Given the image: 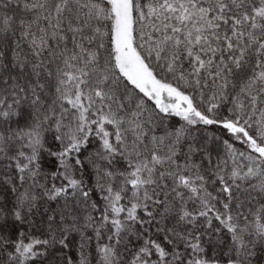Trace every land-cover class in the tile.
<instances>
[{
    "label": "snow or ice",
    "instance_id": "snow-or-ice-1",
    "mask_svg": "<svg viewBox=\"0 0 264 264\" xmlns=\"http://www.w3.org/2000/svg\"><path fill=\"white\" fill-rule=\"evenodd\" d=\"M0 264H264V0H0Z\"/></svg>",
    "mask_w": 264,
    "mask_h": 264
},
{
    "label": "trees",
    "instance_id": "trees-1",
    "mask_svg": "<svg viewBox=\"0 0 264 264\" xmlns=\"http://www.w3.org/2000/svg\"><path fill=\"white\" fill-rule=\"evenodd\" d=\"M173 123H176V121L174 120ZM210 131H216V129L213 127L210 129Z\"/></svg>",
    "mask_w": 264,
    "mask_h": 264
}]
</instances>
